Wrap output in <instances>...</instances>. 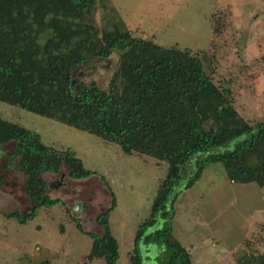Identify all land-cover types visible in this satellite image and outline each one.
<instances>
[{"label":"rangeland","instance_id":"1","mask_svg":"<svg viewBox=\"0 0 264 264\" xmlns=\"http://www.w3.org/2000/svg\"><path fill=\"white\" fill-rule=\"evenodd\" d=\"M93 19L100 29L116 27L165 48L189 49L214 84L231 93L240 117L251 126L264 122V0H97ZM118 57L115 52L95 60L76 76L105 90ZM0 118L37 132L48 147L70 150L93 172L73 180L62 164L58 173L44 174L46 194L62 203L40 208L21 224L11 215L22 218L34 207L24 191L27 176L9 158L15 143L0 144V264H105L87 258L92 240L85 233L102 236L95 218L111 206L112 195L109 227L118 243L117 264H133L135 247L141 264H166L163 246L134 244L166 177L165 162L125 154L113 143L16 106L0 103ZM193 166L186 167V179ZM185 182L175 190L170 226L191 264H237L243 253L264 254V186L230 182L219 162L208 164L190 188ZM163 223L158 218L155 228Z\"/></svg>","mask_w":264,"mask_h":264},{"label":"trees","instance_id":"2","mask_svg":"<svg viewBox=\"0 0 264 264\" xmlns=\"http://www.w3.org/2000/svg\"><path fill=\"white\" fill-rule=\"evenodd\" d=\"M97 0H0V103L94 135L128 155L165 162L168 170L152 202L149 218L134 239L137 246H163L166 264H191L188 251L173 237L170 221L176 189L190 188L211 163L223 165L230 182L264 186V122L249 125L235 111L231 93L219 89L189 49L162 47L130 32L98 28L93 19ZM219 32L218 29L214 31ZM119 53L107 89L86 84L77 72L95 60ZM203 59L209 60L206 54ZM14 142L9 158L26 176V197L34 203L21 224L40 208L62 203L47 194L46 173L62 164L73 180L87 179L70 150L57 151L37 132L0 118V144ZM193 172L186 179V167ZM116 206L98 214L102 236L91 238L89 260L117 264L118 243L109 227ZM160 218L161 228L155 225ZM77 227L80 228L77 221ZM150 228L155 230L148 235ZM133 264H141L138 248ZM237 264H264V254L243 253Z\"/></svg>","mask_w":264,"mask_h":264},{"label":"water","instance_id":"3","mask_svg":"<svg viewBox=\"0 0 264 264\" xmlns=\"http://www.w3.org/2000/svg\"><path fill=\"white\" fill-rule=\"evenodd\" d=\"M58 184H59V183L56 182V183H53L52 186H57ZM78 206H79V204L77 203V204H76V207H75V209H74V211H77Z\"/></svg>","mask_w":264,"mask_h":264}]
</instances>
